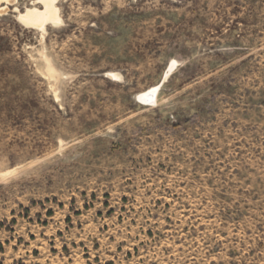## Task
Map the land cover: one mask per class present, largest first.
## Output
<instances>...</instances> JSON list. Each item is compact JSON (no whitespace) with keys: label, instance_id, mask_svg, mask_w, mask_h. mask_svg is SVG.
I'll use <instances>...</instances> for the list:
<instances>
[{"label":"rangeland","instance_id":"obj_1","mask_svg":"<svg viewBox=\"0 0 264 264\" xmlns=\"http://www.w3.org/2000/svg\"><path fill=\"white\" fill-rule=\"evenodd\" d=\"M0 264H264V0H0Z\"/></svg>","mask_w":264,"mask_h":264},{"label":"bare ground","instance_id":"obj_2","mask_svg":"<svg viewBox=\"0 0 264 264\" xmlns=\"http://www.w3.org/2000/svg\"><path fill=\"white\" fill-rule=\"evenodd\" d=\"M51 7L46 8V10L44 12H39V13H37L36 11L28 10L25 14L22 15V17L29 20V24L39 25L40 28L44 29V27L47 24L49 25L50 23L52 24L53 22H56L59 20V17L56 16L57 15L56 9L51 8ZM175 64H176L175 61H171V65L169 66V69L164 74L163 81L168 78V76L172 72ZM107 76H108V74H107ZM109 77L112 78L113 75L109 74ZM159 88H160V85H158L154 88H151L145 92H141L140 94L138 93V95H136L137 102H140V103H143L146 105L155 103V102H153L154 96L156 97L155 94H156L157 90H159Z\"/></svg>","mask_w":264,"mask_h":264}]
</instances>
